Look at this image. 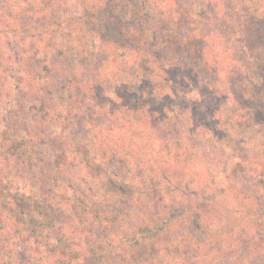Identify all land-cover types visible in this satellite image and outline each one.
<instances>
[{"label": "rangeland", "instance_id": "374dc122", "mask_svg": "<svg viewBox=\"0 0 264 264\" xmlns=\"http://www.w3.org/2000/svg\"><path fill=\"white\" fill-rule=\"evenodd\" d=\"M44 1L51 16L42 21L25 16L15 23L8 15L12 6L6 9L8 0H0L4 93H9L0 98V173L8 184L0 204L8 200L13 205L0 207V223L9 211L23 225L13 252L0 249V264H17L16 251L25 255L23 264H264V186H258L264 178V120L248 118L250 111L240 108L241 98L250 101L255 94L264 103V0H236L226 12L224 18L232 21L223 28L226 38L232 37L230 52L218 63L219 92L226 102L216 105L195 100L194 89L173 81L166 71L177 69L168 52L172 22L181 21L185 31L188 18L208 13L207 0H180L172 13L140 0L138 24L129 23L135 14L126 0V14L115 11L114 16L124 21L122 30L135 35L133 41L117 37L118 42L68 21L83 12L81 0ZM74 80L86 89L99 83L109 99L103 108L79 109L68 121L66 111L57 113ZM232 83L237 94L231 93ZM133 84L145 94L144 110L153 116L130 118L121 128L111 112L113 101ZM193 110L199 113L195 118ZM204 119H215L221 130L206 129ZM94 136L109 144L101 152L92 149L88 164L80 149ZM173 140L191 151L177 154ZM240 153L254 157L244 170L237 169V161L245 159ZM65 156L73 159L66 162ZM160 166L169 169L165 180L157 174ZM110 181L126 185L138 199L154 196L160 187L166 196L160 207L165 205L167 213L190 209L203 220L183 213L170 229L148 239L134 226L135 197L129 204L122 190H109ZM249 202L257 212H245ZM48 204L53 226L31 221L45 220ZM103 211L110 212L109 225L98 218ZM112 239L109 249L106 243Z\"/></svg>", "mask_w": 264, "mask_h": 264}, {"label": "trees", "instance_id": "16d2710c", "mask_svg": "<svg viewBox=\"0 0 264 264\" xmlns=\"http://www.w3.org/2000/svg\"><path fill=\"white\" fill-rule=\"evenodd\" d=\"M126 0H81L83 6V12L79 15L75 16L74 19L71 18L68 20L69 22L72 20V23L74 25L82 24L84 27L90 28L93 32L96 30L103 38H106V35L111 36L113 39V42H118L117 37L127 38L130 41L134 40L135 32L133 31H124L122 30L124 21L118 20V17L114 16L115 11L120 12L121 14L125 15V5ZM153 5H155L158 9H168L170 13L174 11L176 7L180 5V0H151ZM208 1V13L204 15H196V18L191 21V18H188L185 25V31L183 27H180V22L175 20L172 22L171 25H173L172 29V36L168 42V52L172 55V60L177 64V69L175 73H171L170 70H166L168 75L173 77V81L175 82H181L182 86L185 88H193L194 92L198 94L197 98L198 101L200 99H203L202 101L211 100V105H216L218 103L223 104L226 102V99L224 97V93H220L219 89L221 88V84H219L220 80V71L218 68V63L221 60V56L224 58L227 57L225 53L230 52V49L227 48V44L231 43L230 40L232 39L231 35L229 38H226L223 28H228V24L231 19L230 18H224L226 16V12L228 9H231L233 6L235 7L236 0H207ZM132 2V8L130 11H133L135 14V20L132 19L131 24H138L139 21L137 19H140L139 13H141V1L140 0H129V3ZM14 5H11V4ZM219 4V5H218ZM255 5L254 2H250V6ZM12 6L10 8L8 15L12 16L14 19V22L17 23L21 18L27 16L32 17L38 21H42L43 18L46 16H51V11L45 3L44 0H8V4L6 5V9L8 7ZM9 9V8H8ZM134 9V10H133ZM225 11V13H224ZM132 13V12H131ZM163 13V11H162ZM53 16V13H52ZM108 16V17H105ZM223 18V19H221ZM262 20H264V17H261ZM255 22L257 21L256 18ZM142 24V21H141ZM57 25V23H56ZM221 31L218 33V28ZM262 27L264 28V23L262 24ZM180 28L184 31L183 33L180 32ZM53 30V29H51ZM70 35H73V32L70 33ZM145 35H147L145 33ZM126 39V40H127ZM48 48L52 46V42L48 41ZM236 56H239V50L235 53ZM234 55V56H235ZM4 51L2 50V46L0 44V98L3 96H6L9 93H4L6 90V82H7V75H6V64L7 62L5 59ZM228 58V57H227ZM232 68V67H231ZM230 68V69H231ZM180 73H178V70ZM67 71V69H65ZM72 76L75 75L74 71H70ZM178 74H180L181 78L178 77ZM234 74V73H233ZM205 76L206 79H204L202 76ZM235 77V75H233ZM232 76V77H233ZM75 77V76H74ZM72 78V77H70ZM236 78V77H235ZM73 80V79H72ZM235 80V79H233ZM232 80V82H233ZM138 81H133V83H137ZM131 88H126L124 90H121L118 92L115 100L113 101V107L111 109L112 114H115L117 117V120L121 125V128L126 125L131 119L134 118L138 121H143L144 119H147V117H152L153 115L149 112L144 110V104L146 98L144 97L145 94L143 92L139 93V90L136 89L134 86ZM192 84V85H191ZM231 93L237 94L236 86L232 83ZM90 96V97H89ZM253 98L250 101H246V99H240L241 104L240 108L241 110H245L249 112L248 118H253L257 116L259 120H264V103L259 102L258 95H253ZM109 96L103 91L101 85L96 82L89 83V86L87 89L78 83L77 81H72V84L70 85L68 89L67 94V103L64 105V109L62 111H58L57 116L60 115L63 111L64 113V119L71 120L79 111V109L87 107V108H93L94 107H100L103 108L106 106L108 102ZM88 101V102H87ZM216 101V103H215ZM214 102V103H213ZM154 106V105H153ZM157 106V105H156ZM154 106V107H156ZM210 109V107H209ZM166 109L163 105L160 107V112H164ZM233 112V109L230 110ZM193 115L195 118L196 114H199L197 110H193ZM215 114V110L213 111ZM137 116V117H134ZM233 116V115H229ZM161 117L158 116V119L160 120ZM60 119V117L58 118ZM205 124L204 127L206 129H212L214 132H219L221 130L220 126L218 125V122L213 119H204ZM194 125V124H193ZM195 125H199L197 121H195ZM156 132V129H154ZM158 134V133H157ZM104 137V134H102ZM222 137V136H221ZM92 137H89L90 140ZM93 143L88 142V145L82 146L80 151H82V154L84 157H86V163L90 164L92 162L91 151L92 149H96L97 152L104 151V146L108 145V141L106 138H98V136H94ZM91 139V140H92ZM177 147V154L184 156V153L187 151H184V149H189L190 146L185 145L181 142L174 143L175 141H170ZM63 151V149H62ZM187 151V152H188ZM194 151V150H192ZM64 154L63 152H60V155L63 159V156L61 154ZM65 155V154H64ZM58 156V157H59ZM240 159H243L244 162L242 163L241 160L237 161V169L244 170L246 168L245 162L249 163L251 161H254V157L251 155L244 154H238ZM66 158L64 159L66 162H68V159L73 158ZM91 158V159H89ZM183 158V157H182ZM181 158V159H182ZM167 159V158H166ZM179 161L180 159H176ZM94 163V162H93ZM154 169H157L156 166L152 165ZM181 166L185 169V163L183 160H181ZM175 168V167H174ZM176 169V168H175ZM169 169H164L163 166L158 167V176L160 180H165L168 176ZM2 173V172H1ZM0 173V200L2 199V194L4 195L6 189L8 188V184L5 181V177H3ZM196 177V175H194ZM159 184H162L161 182H158ZM258 186L261 190V188L264 186V178L263 176H260V179H258ZM109 190L114 192L115 189H120L125 193V197L127 199V202L130 204V200L135 197V195H130L129 189L126 187V185H116L113 181H110ZM111 188V189H110ZM264 192V188L262 189ZM153 192V191H152ZM238 194V191L236 192V198ZM164 192L161 191L160 187L156 188V192L154 196H150L148 194L147 199H143V196L138 199V197H135L136 200H133V204L135 206V209L137 210L136 213V221L134 223L135 228L138 230L143 231L148 239L155 238L158 234V232H165L166 230L170 229L171 226H173L176 222L177 218H180L181 215L186 210H182V213L170 215V213H167V208L164 205V209L161 206L162 202L165 201L166 196H164ZM240 195V194H239ZM252 201V200H250ZM9 206H13L9 204L11 201L6 200L5 201ZM3 203V205L0 204V207H6V203ZM148 202H151L148 204ZM253 203L255 201H252ZM252 202H249V207L245 209L246 213L257 212L258 209H256V205H251ZM13 203V202H12ZM164 204V203H163ZM251 205V206H250ZM9 207V208H11ZM203 207V206H202ZM13 208V207H12ZM33 208V206H31ZM208 208V206H206ZM51 205H47L45 211L42 213V216H44L45 220H37L35 217L31 218V221L33 222H40L44 226H53V221H55V218L50 213ZM222 211V209H221ZM3 212V211H2ZM6 212V211H5ZM166 212V213H165ZM189 213L185 214L190 217H194L198 221L201 222V218L203 220V215L198 216L199 213H195L194 215L191 213L190 209L188 211ZM201 212V211H200ZM6 216V219L3 220V223H0V249L6 250L7 247H10V252H13V247L17 244L16 240L23 234V225H20L21 218L18 216L16 217L14 214H11L9 211L7 214L4 212L2 213ZM168 214V215H167ZM196 215V217H195ZM245 215V214H244ZM244 215H241L240 217H234L236 220L243 219ZM98 216V214H97ZM98 218H101L103 223H106L109 225L112 220L110 218V212L105 213L104 211L101 212L98 216ZM188 218V219H189ZM47 222V223H46ZM119 237V235H118ZM116 239V238H115ZM117 240L124 241L123 237L117 238ZM114 240H109L106 243L107 248L111 249L115 243H113ZM16 263L17 264H23L24 260L26 259L25 255L21 252L16 251ZM129 254V252H128ZM127 254V255H128ZM134 259L137 256V253H132L130 255ZM126 257V256H125ZM73 264V263H71ZM86 264H93L91 261H87ZM135 264V263H134Z\"/></svg>", "mask_w": 264, "mask_h": 264}]
</instances>
